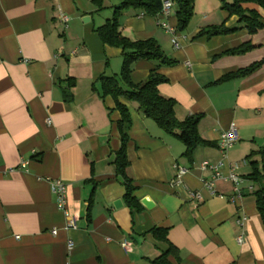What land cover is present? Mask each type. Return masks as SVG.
Instances as JSON below:
<instances>
[{
  "label": "crops",
  "instance_id": "1",
  "mask_svg": "<svg viewBox=\"0 0 264 264\" xmlns=\"http://www.w3.org/2000/svg\"><path fill=\"white\" fill-rule=\"evenodd\" d=\"M120 3L104 0L102 12L90 0H0V264H152L167 248L154 239L153 227L168 230L179 256L169 257L174 263L264 264V220L247 160L264 146V26L250 32L219 0H195L193 16L180 30L175 5L166 19L177 29L180 47L175 49L156 14L133 7L123 11L122 35L154 38L177 61L157 67L138 60L131 80L143 82L155 68L167 78L157 88L176 101V117L202 115L197 132L211 143L198 145L187 158L177 137L145 116L136 102L120 97L131 119L126 174L133 196L155 203L132 213L113 163L122 115L97 82L101 74L121 70L122 49L104 44L95 32ZM242 6L255 10L264 24V7ZM61 13L68 17L66 26ZM222 23L235 30L197 36ZM238 47L247 48L229 52ZM252 65H258L252 73L226 78ZM231 126L238 140L224 156L220 135ZM224 157L223 171L232 165L244 178L235 201L230 181L215 180L212 189L204 184L213 172L202 162L216 164ZM251 160L261 169L259 154ZM179 168L184 172L175 183ZM56 178L66 184L65 207L76 228H67V217L56 206L50 189ZM189 191H199L202 199H190Z\"/></svg>",
  "mask_w": 264,
  "mask_h": 264
},
{
  "label": "trees",
  "instance_id": "2",
  "mask_svg": "<svg viewBox=\"0 0 264 264\" xmlns=\"http://www.w3.org/2000/svg\"><path fill=\"white\" fill-rule=\"evenodd\" d=\"M100 10L103 8L102 0H92ZM221 8L226 10L230 16L236 15L240 22H244L250 32L264 26L259 20V14L252 9H246L242 6L244 3H256L264 7V0H219ZM195 0H176V15L178 19V29L187 26L194 13ZM130 7L140 8L148 13L156 14L161 7L160 0H121L118 7H115L112 16L102 25L95 28V32L104 44L116 46L122 49V65L120 73L117 75L101 74L97 82L102 96L111 95L116 100V107L121 112V119L118 122L120 134V148L115 154L113 161L117 176L123 184L125 193L123 195L125 202L132 213L141 210L142 205L139 200L133 196L135 187L132 180L126 174V167L129 162L126 157V145L128 141L127 129L131 123L129 110L126 105L119 102V98L136 102L138 109L166 133L177 137L185 146L184 156L191 157L193 150L200 144H211L200 138L197 132V125L201 119L200 114L190 115L183 120H179L175 115L176 101L171 97L162 95L158 90L160 83L166 82L167 78L157 70L151 69L147 79L140 83H134L130 74L133 64L138 60H148L160 66H171L177 63L176 60L168 57L162 50L159 43L154 38L143 40H132L122 35L119 29V19L125 9ZM235 28H228L224 23L203 28L197 36L212 37L219 34L233 32ZM247 47H238L230 50L231 53L243 52ZM258 65L238 70L236 73L228 74L226 78L234 76H244L252 73ZM73 83L69 85L71 87ZM98 91L96 86L93 87ZM72 96L70 91H66V98ZM259 154L261 158V169L256 165L255 160H251L254 155ZM253 169L248 178L258 185L253 191L256 197V206L262 220H264V146L257 151H252L247 155ZM154 239L158 242H164L167 248L162 250L159 256L151 260L152 264H178L172 262L169 257L175 256L179 260L177 248L169 242L167 238L168 230L162 227H153L150 230Z\"/></svg>",
  "mask_w": 264,
  "mask_h": 264
},
{
  "label": "built area",
  "instance_id": "3",
  "mask_svg": "<svg viewBox=\"0 0 264 264\" xmlns=\"http://www.w3.org/2000/svg\"><path fill=\"white\" fill-rule=\"evenodd\" d=\"M160 10L156 13L157 17H159V25L163 27L167 32L171 34V42L175 49H178L180 47L179 38L177 36V29L174 26H171L168 22H166V19L170 17L174 11V7L176 5V0H160ZM61 20L65 24V26L68 23V17L61 13ZM238 140L237 130L234 126L229 127L225 131H223L220 135V141H219V148L223 152V155L225 156V153L228 149H230ZM24 164V163H23ZM225 157L223 160H221L219 163L212 164L209 162H202L201 167L202 168H210L213 172L212 174V180L205 182L204 184L212 189L213 181L218 179L228 180L232 183V190L234 192V195L232 196L231 200L235 201L237 198H240L242 196V189L244 184V178L242 176H239L235 172V167L230 165L229 171L225 173L223 171V168L225 167ZM184 172L183 168H179V172L175 178V183L181 182V175ZM50 189L51 193L55 196V203L58 209L64 212V214L67 217V228H76L77 227V221L76 218L69 215L66 211V200H67V194H66V184L61 180L60 178L52 179L50 181ZM188 196L190 199L199 201L202 199L201 193L199 191H189ZM52 234H55L57 232L56 229H53ZM19 236H16L18 238ZM238 243L243 242V237L238 236L237 239ZM68 247H73V241H68Z\"/></svg>",
  "mask_w": 264,
  "mask_h": 264
},
{
  "label": "water",
  "instance_id": "4",
  "mask_svg": "<svg viewBox=\"0 0 264 264\" xmlns=\"http://www.w3.org/2000/svg\"><path fill=\"white\" fill-rule=\"evenodd\" d=\"M83 22H89V20H90V17L89 16H84L83 17ZM140 203L144 206V207H146L147 209H151V208H153L154 206H155V203L149 198V197H144V198H142L141 200H140ZM121 201L120 200H116L115 202H114V206L115 207H120L121 206Z\"/></svg>",
  "mask_w": 264,
  "mask_h": 264
},
{
  "label": "rangeland",
  "instance_id": "5",
  "mask_svg": "<svg viewBox=\"0 0 264 264\" xmlns=\"http://www.w3.org/2000/svg\"><path fill=\"white\" fill-rule=\"evenodd\" d=\"M90 1H91V2H93L92 0H90ZM102 1H104V0H102ZM200 1H201V0H200ZM198 2H199V0H198ZM96 8H97V7H96ZM100 10L102 11V10H103V8H102V9H100ZM100 10H99V11H100ZM104 10H105V9H104ZM104 10H103V11H104ZM106 10H108V11H111V13H112V11H113L111 8H107ZM103 11H102V12H103ZM109 13H110V12H109ZM109 13H108V14H109Z\"/></svg>",
  "mask_w": 264,
  "mask_h": 264
}]
</instances>
